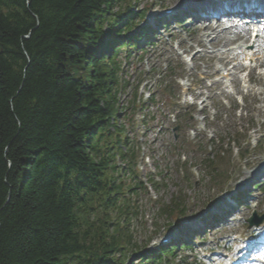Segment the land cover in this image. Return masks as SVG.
<instances>
[{
    "label": "trees",
    "instance_id": "trees-1",
    "mask_svg": "<svg viewBox=\"0 0 264 264\" xmlns=\"http://www.w3.org/2000/svg\"><path fill=\"white\" fill-rule=\"evenodd\" d=\"M130 3L0 0V264H124L141 249L123 176L135 152L111 123Z\"/></svg>",
    "mask_w": 264,
    "mask_h": 264
},
{
    "label": "rangeland",
    "instance_id": "rangeland-1",
    "mask_svg": "<svg viewBox=\"0 0 264 264\" xmlns=\"http://www.w3.org/2000/svg\"><path fill=\"white\" fill-rule=\"evenodd\" d=\"M134 1L139 5L135 9L139 10L154 5H157L156 10L174 7L179 16L177 20L181 18L179 22L167 19L166 24L154 21V17L160 16L155 10L148 17L149 24L156 25L152 44L145 48L143 57L131 59L130 65L121 73L124 79L129 80L128 86L122 91L123 95H120L121 105H128L136 86L139 95L140 86L145 81L150 84L149 88L154 89L157 102L160 100L163 103L157 107L159 113L156 121L145 128H137L133 121L126 120L129 126L127 132L134 141L136 152L133 176L137 183H142L138 193H127L126 198H130L131 204L136 202L137 216L132 225L136 241L151 248L162 244L161 237L165 235L191 236L193 233L191 228L188 231L183 229L189 220L173 225L175 217L166 212V205L173 197H177L184 207V216L192 220L215 198L222 196L226 190L234 189L238 180L264 162V50L252 46L248 34L245 41H239L234 46L248 44V48L259 50L256 62L240 60L236 65L229 63L232 74L223 79L220 68L226 65V60L236 55V51H229L230 45L226 43L233 35L229 34L225 38L204 32L197 27L196 15L189 11L179 12L177 0ZM206 34H210L208 38ZM200 49L201 53H198ZM241 51L248 52L244 49ZM190 54L194 55V59L193 64L188 65L186 59ZM179 74L183 77L181 83L180 79H174ZM159 81L162 82L161 87L157 86ZM193 93L202 95L195 100ZM180 95L181 106L174 109L173 103H178L175 96ZM180 111L185 118L193 115L194 120L185 121L189 128L176 131L175 138L169 114ZM162 112L164 116L160 114ZM248 138L252 140L247 143ZM145 156H151L153 161V166L147 167V170L142 164ZM210 159L216 161L214 165L209 164ZM124 164V160L117 159V165ZM125 177L130 178L127 174ZM150 177L158 182L157 187L150 183ZM252 182L262 185L248 190L244 195L239 193L238 199L244 197L249 205L242 210L243 216L251 214L252 203H257L256 209L260 214L264 212V175L251 179L250 186ZM225 215V223L234 227L235 224L229 221L232 218L231 211H225ZM241 227L240 230H245L244 224ZM227 239L222 235L214 236L209 244L224 246ZM136 257L133 255L132 259L137 261ZM180 257L189 258L188 263L197 260L193 264H207L203 255L195 254V251L183 250Z\"/></svg>",
    "mask_w": 264,
    "mask_h": 264
},
{
    "label": "bare ground",
    "instance_id": "bare-ground-1",
    "mask_svg": "<svg viewBox=\"0 0 264 264\" xmlns=\"http://www.w3.org/2000/svg\"><path fill=\"white\" fill-rule=\"evenodd\" d=\"M177 3H179V5L183 8H191V7H197L199 9H202L203 11H207V10H211V8H217L219 12L225 10V8H229L230 11H227V14L229 15V19L227 20V22L230 23L228 28H220L222 23L217 22H210L207 19V17H204V15H202L200 17V21L198 23L201 24V26L211 29L213 31H216L218 34H225L227 32H231L233 31L236 35V37L243 38L245 36H247L248 32H249V26L242 21H239L237 24L235 22L231 23L232 20L230 19L235 18L237 14H239L240 12H243V10L240 9L241 5H231L229 4V1L224 2V1H220V0H177ZM264 4V2H263ZM262 3H260V5H263ZM232 8H237V9H232ZM242 8H244V6H242ZM240 9V10H238ZM258 20V24L260 26V30L264 33V11L262 12V15H259L256 17ZM199 26V25H198ZM200 27V26H199ZM238 28L242 29V32L238 31ZM235 39H230L231 42H235ZM262 49L264 50V44L262 45ZM238 57H241L240 53H238ZM250 58L255 59L256 55L251 56ZM264 170V163L261 165V167H259L257 169V173L256 174H261ZM253 175H245L244 179L242 181H244V187H246V185L249 183L250 179H252Z\"/></svg>",
    "mask_w": 264,
    "mask_h": 264
}]
</instances>
